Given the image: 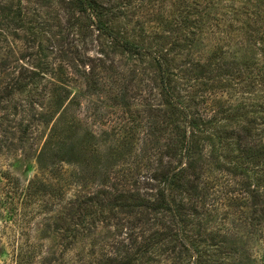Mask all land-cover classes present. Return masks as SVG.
<instances>
[{"label":"rangeland","instance_id":"rangeland-1","mask_svg":"<svg viewBox=\"0 0 264 264\" xmlns=\"http://www.w3.org/2000/svg\"><path fill=\"white\" fill-rule=\"evenodd\" d=\"M20 1L26 28L0 25V60L7 62L6 67L0 64V95L6 83L18 75L19 68L15 72L13 66L19 62L32 70L38 59H47L43 51L53 69L67 63L75 67L72 101L68 109H60L62 114L68 113L58 116L66 121L64 136L77 149L73 157L78 160H59L46 169L39 166L51 125L35 121L34 126L26 127L33 116L46 113L45 80L26 93L0 99V264L107 261V256L113 255L111 244L125 238L129 225L137 222L135 215L109 203L116 195L109 185L115 178L124 180L123 174L138 161V183L142 191H152L157 183L150 177L153 169L149 163L171 160L164 155L168 130H163L159 140L155 138L160 148L154 147L155 139L145 140L146 132L151 131L147 121L154 112L159 113L145 102L155 109L163 102L158 83L151 80L147 65L123 53L113 38L97 29L90 15L70 10L62 0H0V7L15 9ZM100 1L117 16L112 23L116 34L146 47L172 49L189 33L187 18H203L201 25L209 34H202L208 39H198L200 52L178 48L170 56L173 71L186 76L178 80L194 85L179 89L180 99L206 121L216 114L211 123L200 124L204 131L195 136L197 148L191 157L202 175L204 197L196 206L197 197L184 196L189 209L186 233L195 247L210 250L222 264H264V153L257 149L251 154L248 150L253 143L238 139L253 126L264 145V54L260 47L264 42L259 40L261 44L256 45L254 40L259 17L264 18V0ZM233 5L241 12L240 21L227 22V39L217 41L219 29L212 26L230 16L227 13ZM1 14L0 9V22ZM213 46V53L221 52L218 58L230 74L201 84L187 72H191L190 63L205 61ZM121 94H126L127 105L117 102ZM31 98L38 102L29 109ZM115 150L117 153L110 155ZM107 162L112 164V179L107 186H100L98 165ZM36 181L52 185V192L45 195ZM100 190L109 192L110 197L90 200ZM153 216L151 225H155ZM174 239L172 235L162 238L160 247L138 257L134 264L192 263L196 253ZM213 242L223 249L211 246ZM174 245L177 248L173 249Z\"/></svg>","mask_w":264,"mask_h":264},{"label":"trees","instance_id":"trees-1","mask_svg":"<svg viewBox=\"0 0 264 264\" xmlns=\"http://www.w3.org/2000/svg\"><path fill=\"white\" fill-rule=\"evenodd\" d=\"M62 2L66 3V6L70 10L82 14L85 13L94 18L96 27L100 32L113 38L117 47H120L123 53L129 55L130 58L139 59L142 63L147 65L146 69L152 71L151 80L155 82L156 85L158 83L157 87H159L160 96L163 102H161L158 109H155L151 103L149 104L145 102V105L148 104L151 107V111L159 112L158 114L154 112V115H151V120L147 121L151 131L146 132L147 136L144 133L145 140L146 142L149 140L153 141L155 138L159 140L158 136H162L163 130H168L169 134V137L165 142L167 150L164 155L171 158L170 162H165L160 158L149 163L150 168L153 169L149 170L151 174L150 177L157 183L154 190L142 191L143 188L138 183V179L136 178L137 175L135 176V173H137L136 169L139 167L138 161L135 162L134 167L130 168L128 174H123L125 175L124 180H117L115 178L114 182L112 181L111 185H109L111 189L116 191V195L111 197L112 199L109 200V203L114 207H119L125 210L124 212H127L128 214L135 215L137 222H132L129 225L126 232L127 236L125 238L116 240L111 244L113 255H108L107 261H103V258L93 264H134V261L138 257L144 256L153 249L160 247L162 238H165L168 235L176 236V239L174 240L177 241L178 238L180 240V246H183L187 251H194L193 253H196L194 255V261L189 264H203L204 262L205 264H210V260L214 261L213 264H222L220 259H217L214 254H210V250L207 249L202 251L195 247L196 245L188 239L186 226L189 209L184 201V196H189L193 199L197 197V206L199 200L204 197L202 194L204 188H201L202 175L197 173V162L192 159L191 154L194 153L195 148H197L195 144V136L197 135V132L199 130L204 131L200 129V124L205 122L207 124L211 123L216 114H214L211 120L209 119L206 121L201 113L192 112L190 107L187 104H184L179 97L178 90L182 88L186 90V88H188L187 86L193 87L194 85H189V80L187 79L185 83L178 80L179 78H186V76H180L179 73L173 71L170 66V56L172 52L178 48L194 49L200 52V42L198 39H200V36L208 39L207 36H202V34L204 32L207 35L209 34V32L203 30V25H201L203 18L197 19L190 15L191 17L189 16L187 18L185 24L189 30L188 35H185L183 42L176 41L177 43L174 44L172 49L165 50L164 47L156 48L141 46L117 35L112 28V23L117 16L114 15L112 9L108 8L100 0H62ZM0 9L3 12V14H1V26L9 28L13 25L21 29L26 28L27 22L24 18V10L21 1L15 9L12 8V6H2ZM229 13L231 14L230 16L218 20H216L217 18L215 19L217 23L212 27L217 26L219 29V34L215 37L217 41L222 39L224 42V40L227 39L228 34L230 33L227 28V22L231 20H235V22L240 21L239 14L241 12L235 7V5L232 6V10L228 12L227 15ZM223 16H225V14H223ZM234 16H237V18ZM259 24V33L257 32V35L254 38L256 45L261 44L258 43L259 40L264 42V18H262V16L259 17ZM212 27L210 28L212 29ZM248 30L251 31L252 29ZM212 32H214L213 29ZM260 47L264 54V45ZM213 48L214 46L209 49L210 57L209 55L205 57V61L202 59L196 60V62L190 61L195 64L191 65L190 63L191 72L187 73L190 76H195V78L200 79L201 81L198 82L201 84L207 83L208 85V81H215L217 78L224 76V74H227V76L230 74V70L223 68L224 65L221 63V59L218 58V55H220L221 52L216 51L213 53ZM43 52L44 58L47 59H38V62L33 66L34 68H32V70H29L27 64H19V62L13 66V71L15 72L17 68H19L18 75L14 76L11 79V82L6 83L3 87L4 96L0 95V99L6 97L12 98L16 94L26 93L29 91V87L40 84L41 80L46 81L44 86L46 93L43 95V99L46 98V105L44 107L46 113L33 116L32 118H34V120L32 119L26 127V129H29L34 126L35 121H39L46 126L51 125L50 133L44 142L43 150L38 159L40 168L46 169L56 165L59 160H73L78 158L73 157L75 156L74 154L77 152V149L74 145H71L68 138L64 136L66 133L63 126L66 124V121L64 122L62 118L60 120V117L58 116V114L64 116L68 113L62 114L60 109H68L67 107L72 101L69 96L71 94L72 84L76 80L72 74H77L72 71L76 68L70 66L68 63L67 66L61 65L60 68L53 69L51 67V62L48 61L49 55L45 51ZM208 57L209 60L207 59ZM5 61L0 62L4 67L7 66V62ZM187 69L189 70V68ZM78 71L79 69H77V72ZM48 73L53 75L46 77ZM217 89H220V86H218ZM125 98L126 94H121L119 99H117V102L127 105V102H124ZM28 102V108L32 109L38 101L31 98ZM26 109L27 107L23 110ZM256 130L258 129H255V127L253 129V126L247 127L244 131L245 135H239L238 137V139L241 140L244 138L249 139L253 143V146L248 150L251 154H256L257 149H259L258 153H264V150H262L264 145L260 141V134H254ZM261 131L264 132V129ZM157 142L155 139L154 147L160 148V146H156ZM180 145L182 146L181 153ZM142 149L143 147L140 148V153ZM247 149L249 148L247 147ZM129 150H131V147ZM111 153H117V150L110 152V155ZM189 158H191V160L187 162L186 159ZM174 160H178L176 164L173 163ZM111 165L112 164L108 162L103 165H98L101 167L99 169L100 186H107L108 182L112 179L113 171L109 169ZM36 182L39 183V190L45 195L52 192L50 191L52 185L47 184L44 181ZM34 185L35 184H33V187ZM129 187L131 188L129 189ZM105 195L110 197L109 192L100 190L99 192L94 193L93 196L90 197V200L98 199L97 201H101V199H105V197H103ZM179 196L180 199H178ZM192 207L195 209V200H193ZM140 215L143 216L141 217ZM151 215H154L153 217L155 218V221L152 224L155 225L150 224ZM152 226H156V228ZM159 227H161V233ZM173 231L175 232L173 233ZM159 235H161V237H159ZM103 246L105 247L106 245ZM211 246H216L220 248V250L223 249V246L218 242L211 243ZM175 248H177V245L173 246V249Z\"/></svg>","mask_w":264,"mask_h":264}]
</instances>
